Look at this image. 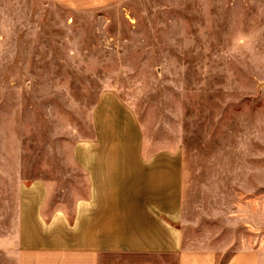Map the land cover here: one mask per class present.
<instances>
[{
	"label": "rangeland",
	"instance_id": "374dc122",
	"mask_svg": "<svg viewBox=\"0 0 264 264\" xmlns=\"http://www.w3.org/2000/svg\"><path fill=\"white\" fill-rule=\"evenodd\" d=\"M124 104L148 129L183 122L201 150L234 158L246 133L248 152L264 154V0H125L91 11L0 1L4 182L19 171L47 176L54 157L74 152L140 150ZM66 162L73 197L80 172Z\"/></svg>",
	"mask_w": 264,
	"mask_h": 264
},
{
	"label": "crops",
	"instance_id": "0c3cea01",
	"mask_svg": "<svg viewBox=\"0 0 264 264\" xmlns=\"http://www.w3.org/2000/svg\"><path fill=\"white\" fill-rule=\"evenodd\" d=\"M57 1L91 11L125 0ZM124 105L140 150L74 152L49 176L0 177V264H264L263 152H248L246 133L234 158L201 150L183 122L148 129Z\"/></svg>",
	"mask_w": 264,
	"mask_h": 264
}]
</instances>
